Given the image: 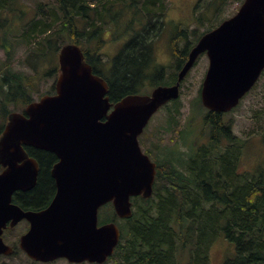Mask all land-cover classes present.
Masks as SVG:
<instances>
[{
	"label": "water",
	"instance_id": "1",
	"mask_svg": "<svg viewBox=\"0 0 264 264\" xmlns=\"http://www.w3.org/2000/svg\"><path fill=\"white\" fill-rule=\"evenodd\" d=\"M203 53L209 65L201 104L211 113H228L264 69V0H244L233 17L204 34L174 85L114 104L106 81L93 74L81 48L62 46L54 94L30 103L23 113L8 114L0 134V254L12 252L1 238L7 223L13 227L24 219L30 228L19 247L33 261L103 264L120 231L114 222L99 225V209L111 203L117 218L129 219L131 198L151 197L156 165L141 151L138 137L162 106L179 97L181 81ZM25 147L58 159L50 172L57 192L41 212H23L10 203L15 191L30 190L37 181L38 163Z\"/></svg>",
	"mask_w": 264,
	"mask_h": 264
},
{
	"label": "trees",
	"instance_id": "2",
	"mask_svg": "<svg viewBox=\"0 0 264 264\" xmlns=\"http://www.w3.org/2000/svg\"><path fill=\"white\" fill-rule=\"evenodd\" d=\"M5 1L0 0V51L5 56L0 61L1 107L8 109L10 102L26 107L34 102L35 77L10 69L16 45L26 46L28 54L21 63L35 76L41 75L40 66L44 77L56 78L60 47L81 46L93 73L107 82L113 103L138 94L145 80L152 87L176 81L175 74L167 79L166 70L154 61L153 47L164 25L166 0H54L53 7L37 4L38 13L23 22L24 10L12 8L13 3L17 6L16 0H10L6 13ZM122 20L123 35L129 39L110 62H102L107 76L98 67L99 55L92 57L86 45L93 43L92 51L97 52L106 42L107 27L118 28ZM134 22H138L137 29H133ZM185 34L181 31L172 41L177 70L197 42L196 38L187 41L179 49L178 39ZM174 108L179 113V107ZM223 115L208 113L203 119L205 143L189 146V152L173 160L176 163L168 159L164 165L157 163L152 195L131 198L129 219H118L111 204L102 207L106 212L99 213V222H115L120 231L113 255L103 264H211L210 251L219 239L234 248L222 264H264V167L241 170L247 142L233 134L232 122L223 121ZM262 139L264 142V135ZM38 161L39 178H44L49 175L51 160L40 157ZM48 186L44 178L27 194L35 197L33 205L43 203Z\"/></svg>",
	"mask_w": 264,
	"mask_h": 264
},
{
	"label": "rangeland",
	"instance_id": "3",
	"mask_svg": "<svg viewBox=\"0 0 264 264\" xmlns=\"http://www.w3.org/2000/svg\"><path fill=\"white\" fill-rule=\"evenodd\" d=\"M16 2L17 6L13 3L12 8L24 10L25 12V15L21 18L22 22L38 13L36 12L37 4L48 3L52 7L55 6L54 0H16ZM9 3L10 0H6L4 3L5 13L10 11L8 8ZM239 5L235 0L234 2L232 0H166L165 23L153 48L154 61L166 70L164 74L167 79L178 72L173 64L172 38L181 31L186 32L185 38L178 39L177 42L178 48L181 49L184 47L185 42H194L205 32L216 28L221 22L232 17L237 12ZM4 17L5 15L3 14ZM124 24L125 21L122 20L118 28H114L111 25L107 27L106 42L100 46L97 52L92 51L95 48L93 43L86 45L87 41L85 38H79L86 47L88 46L87 50H89L92 57L99 55L101 66L103 65L102 62H110L122 48L124 38L127 37V35H123L125 33ZM137 24L138 22H134L132 25L133 29H137ZM20 29L21 26L19 27ZM14 35L16 34H12V36ZM47 35H52V32ZM26 54H28L26 53V46L16 45L10 69L14 73L20 71L25 76L35 77L32 97L34 101H37L43 95L54 93L53 86L56 77H44L42 75L43 67L40 66L38 68H42V73L40 76H35L29 67L21 63ZM4 57V52L0 51V61ZM100 65L98 67L101 72L108 76L107 68L100 67ZM207 68L208 59L203 54L198 58L195 66L184 79L180 88L178 103H170L160 108L149 120L143 133L138 138L143 153L149 159L164 165L163 159L173 161L177 157L179 158L180 155H184L186 151L189 152V146L194 148L195 144L199 147L205 142L206 131L203 129V118L207 111L199 104L198 99ZM152 89V84L150 85V82L145 80L139 93L148 95ZM13 104L10 102L8 109H6V105V108L0 106V129L4 126L7 112L22 113L24 111L25 106H15ZM174 107H179V113H175ZM222 120L232 122L233 134L247 142V148L242 156L241 170L253 171L259 165L264 167V142L262 139L264 135V71L254 89L241 100L233 111L223 115ZM173 162L176 163L175 161ZM105 212L103 208L99 210V213ZM21 232L22 227L20 226L6 235L10 236L11 242H14L18 240ZM227 243V241L219 239L212 246L210 251L211 264H222L226 256L230 254V251L234 250ZM1 262L4 264H39L31 262L21 253L6 257ZM49 264L69 263L61 260Z\"/></svg>",
	"mask_w": 264,
	"mask_h": 264
},
{
	"label": "flooded vegetation",
	"instance_id": "4",
	"mask_svg": "<svg viewBox=\"0 0 264 264\" xmlns=\"http://www.w3.org/2000/svg\"><path fill=\"white\" fill-rule=\"evenodd\" d=\"M254 87L255 86H253V88L250 90V92L254 89ZM26 149H28L29 152H27ZM24 150H25V152L27 153V155L30 158L35 159L37 161V163H38L39 172H38V176H37V181H36L35 186L32 189H30V190H27V191H20V190L15 191L12 194V196H11V202L10 203L12 205L18 207L23 212H41V211L45 210L50 205V203L54 199V197L56 195V192H57V186H56L55 180H54V178H52L50 172H51V169L53 168V166L55 164H57L58 159L53 153H50V152L37 150V149H34V148H30V147H25ZM40 157H43V158L47 157V158H49L51 160L50 165H49V175L46 176V177L43 176L45 178V180L47 181V183H49V186L47 188L48 189L47 190V195H46V198L44 199L43 203L41 205H39V206H35V205H33L34 201L36 200L35 197L31 196V195H27V194L30 191H32L35 187H37L38 184L41 183V181H43V179H44V178H41V177L39 178V173H40V170H41V164L39 163L38 158H40ZM2 171H3V168L0 166V173ZM9 224H10V222L7 223V227L3 230L1 237H2L3 243L5 245H7L8 247H10L12 252H11V254H8V255L0 254V264H4L3 262H1V260L6 259V257L12 256V255H15V254H19V253H21L22 255H24L25 257L28 258V256L24 253V251L19 247V240H20V237L22 235H24L29 230V228H30L29 223L26 220L23 219V220L18 222L13 227H10ZM20 226L22 227V232L20 233V235L18 237V240L14 241V242H11L10 241V236L6 235V234L11 233L14 229H16V228H18ZM28 260H30L33 263H36L33 260H31L30 258H28ZM61 260L66 261L65 259H58V260H55V261H61ZM46 264H49V263H46Z\"/></svg>",
	"mask_w": 264,
	"mask_h": 264
},
{
	"label": "bare ground",
	"instance_id": "5",
	"mask_svg": "<svg viewBox=\"0 0 264 264\" xmlns=\"http://www.w3.org/2000/svg\"><path fill=\"white\" fill-rule=\"evenodd\" d=\"M95 9V8H94ZM145 59V58H144ZM147 59V58H146ZM140 140V139H139Z\"/></svg>",
	"mask_w": 264,
	"mask_h": 264
}]
</instances>
